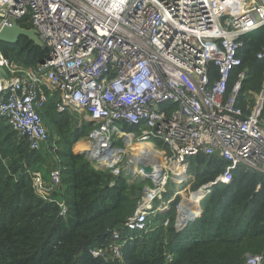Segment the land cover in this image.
<instances>
[{
    "label": "built area",
    "instance_id": "2783aa9c",
    "mask_svg": "<svg viewBox=\"0 0 264 264\" xmlns=\"http://www.w3.org/2000/svg\"><path fill=\"white\" fill-rule=\"evenodd\" d=\"M22 21L50 48L51 60L22 68L0 51V117L31 149L49 141L41 112L55 98L58 113L89 116L95 128L86 144L104 146L96 153L85 150L92 157L115 153L116 137L125 134L130 143L131 133L141 144H164L162 155L171 163L165 176L146 173V166L130 169L131 156L123 163L112 154L100 164L112 169L114 179L139 172L153 187L124 229L90 251L93 257L124 261L135 233L148 232L177 195H184L186 189H180L164 200L170 183L179 187L190 180V159L220 157L227 166L186 197L187 207L185 200L176 207L178 232L198 219L216 186L232 183L237 169L264 174V90L255 110L239 105L248 76L240 53L245 39L264 28V0H0V33ZM257 58L264 60V48ZM54 171L46 183L32 177L33 190L57 203L65 217L68 207L54 195L61 172ZM246 264H264V252L248 255Z\"/></svg>",
    "mask_w": 264,
    "mask_h": 264
},
{
    "label": "trees",
    "instance_id": "16d2710c",
    "mask_svg": "<svg viewBox=\"0 0 264 264\" xmlns=\"http://www.w3.org/2000/svg\"><path fill=\"white\" fill-rule=\"evenodd\" d=\"M0 48L6 58L24 66L35 67L47 56L43 47L25 36L15 44L0 42ZM263 48L264 30L250 35L240 53L241 69L249 70L247 82L258 86L264 78V60L257 55ZM243 97L239 105L246 108ZM57 101L50 100L42 116H50L49 123L58 127L65 146L59 152L63 161L56 165L63 166L67 187L66 218L60 216L57 203L36 197L29 174L44 166L47 175L54 170L50 153L45 148L32 150L0 117V264H246L248 255L264 252V174L239 168L231 184L215 187L202 202L198 219L183 231L177 230L172 204L170 211L153 220L148 232L135 233V240L124 248L123 262L93 257L92 249L124 229L137 208L134 192L143 186L130 185L125 175L114 179L110 170L94 169L85 155L75 152V142L94 124L85 122L83 131L74 130L72 117L57 113ZM192 161L197 190L214 182L227 166L220 157L199 156Z\"/></svg>",
    "mask_w": 264,
    "mask_h": 264
},
{
    "label": "rangeland",
    "instance_id": "374dc122",
    "mask_svg": "<svg viewBox=\"0 0 264 264\" xmlns=\"http://www.w3.org/2000/svg\"><path fill=\"white\" fill-rule=\"evenodd\" d=\"M18 25L22 29H32V26L27 21L18 22ZM262 30H264V28L261 29V30H259V31H262ZM245 45H246V39H245ZM0 51L2 52L1 48H0ZM17 65L22 66V68H24V67H26V68H35V67H37V66H39L41 64H39V65H37L35 67H33V66H24V65H20L18 63H17ZM243 70H246L247 71V73H248L247 74L248 75L247 78H248L249 77V70L248 69H243ZM7 79L9 80L10 78H7ZM243 87H244L243 94H242V96H244L243 97V102H244L243 105L246 108H248L250 111H253V110L256 109V106H257V98H258V104H261V102H262L261 94L263 93V90H264V78L261 79V86H258L257 84H253V83H251L249 81L247 82V79H246L245 86H243ZM42 112H43V110H42ZM42 112H41V115H42ZM66 113H68L72 117V119H73V121H72V128L74 130H76V128H79V131L80 130L83 131L84 128L81 127V126L84 125L85 122H88V123L90 122V121H88V120H90V118H89V116L87 114H79V113L73 112V111H67V112H65L63 114H66ZM47 115L44 116V119H43V116H42V119H43L44 125H45V127H46V129H47V131L49 133V141H48V143L46 145L42 146L39 150L45 148V151H48L50 153V156L48 157V159L50 160L51 157H52V159L54 160V163H55V171L54 170L53 171L56 172V170H60V172H61V174H60L61 186H60V189L56 193H54V195H55V198H56L57 201H59V202H65V204L67 205V202L64 199V196L67 193V187L65 186L64 181H63L64 180L63 171H62L63 170V166L62 165L61 166H57L56 165L59 162H62L63 161V159L61 158L59 152H62L63 149H65V146H64V144H62V138H61V136H60V134L58 132V127L56 125H52V124L49 123L50 116L47 117ZM263 118H264V109H263ZM85 120H87V121H85ZM94 128H92L91 131H93ZM89 135H90V133L86 134L79 142H77V144L75 142V144H74V151L77 152L78 154L85 155L87 157V161L96 170H99V171H107V170H110L112 172V169H110V168L107 169V167L102 168L100 166V164H103L105 166V164L111 158L112 154H113V156L115 155V158L116 159H118V156H119V158L121 156V158H122V161L121 162H123V163L125 162V159H126L127 156L136 157L137 155H139L142 158V160L147 161L146 167L143 170H145L148 167L149 168H152V165H151V163L149 161H154V160L157 159L158 162L160 161L161 165H163V168L160 170L161 171V173H160L161 176H165V174H166L165 173L166 172V169H165L166 166L169 169H171V163H170V161L169 160L167 161L166 160V157H163V155H162V154H164V151H165L164 150L165 149L164 146H162V147L159 146L158 147L156 145V147L154 149V151H156V152L155 153H149L150 151L147 150V148H138L139 145L143 146V145H146V144H141L138 141V138L135 139V136H133L131 133H127V137L129 136V137H131V139H133L130 143H128L127 138H125V134H124V137H121V136L116 137V139L114 141L115 147H116L115 153H112L109 156H106L105 158H103L105 155L103 156L101 154L100 155H96L95 154L92 157V155L90 153L89 154L88 153L85 154V150L84 149H81V145H84V144L86 145V143L89 141ZM19 137L20 138H23L21 136H19ZM124 138H125V140H124ZM155 144H156V142H155ZM30 148H31V146H30ZM196 159H197V157L196 158H193V159H190V162L189 163L191 164V166L194 163L192 160H196ZM50 169H54V168H50ZM152 170H153V168H152ZM46 171H49V169L47 168V166H44L39 171H35L33 169L30 170L29 171V174L33 178H35V175H36V177H37V175H39L41 177V179L43 180V182L46 183V180H48V178H47V172ZM168 171H170V170H168ZM132 172H133L132 170L126 171V172H124V174L122 176L126 175L129 178L130 185H136V186H138V184H139V185L143 186L142 191L141 190H136V193L134 192V197H132V200L133 199H136V201H137V208H138V205H139V202H140V198L144 195V193L146 192V190L148 188L153 187V184H152V181H150V180H144L143 178H141L139 172H137V174L135 176L133 175ZM153 172H154V170L152 171V173H148V174H153ZM190 176H192V177H190ZM186 177H188V179H190V180H188L183 185H180L179 187L177 185L173 184V183H170V185L167 188V193L165 194L166 196H169V199H166L165 198V195H164L165 202H168V200H170L171 198L173 199L175 197L176 193L180 189H182L181 192H183V190L186 189V191L184 192V195L183 196L182 195L181 196L180 195H177L178 197L175 198V200L173 201V205L175 204V215H177V213H176V207L183 200H185V205L187 207L188 200L186 199V197L190 199L191 196L193 194H195L201 188L200 187L197 190V188H196V186H197V180L194 178V174L193 173L190 172V175H186ZM37 179H38V177H37ZM42 189H43V187H42ZM36 197L39 198L37 195H36ZM39 199L40 200H43L41 198H39ZM159 205L160 204H159L158 201H155L154 202V207L155 208L158 207ZM57 206L59 207L58 204H57ZM67 207H68V205H67ZM137 208H136V210H137ZM68 210H69V207H68ZM60 212H61V210H60ZM66 216L63 217V218H66ZM134 240H135V237L133 238V241ZM108 242H109V240L107 241V243Z\"/></svg>",
    "mask_w": 264,
    "mask_h": 264
},
{
    "label": "water",
    "instance_id": "95a60500",
    "mask_svg": "<svg viewBox=\"0 0 264 264\" xmlns=\"http://www.w3.org/2000/svg\"><path fill=\"white\" fill-rule=\"evenodd\" d=\"M23 36L28 37L29 39L34 41L36 44L41 46L39 39L37 38V36L34 34L33 31L24 30V29L20 28L19 26H12V27L5 28L3 30V32L0 33V42L15 44ZM43 48L47 53V58H45L41 62V64H45L47 60H51L50 48L49 47H43ZM86 153H88V152H86ZM152 171H153L152 168H149V167L145 169V172H147V173H152Z\"/></svg>",
    "mask_w": 264,
    "mask_h": 264
},
{
    "label": "bare ground",
    "instance_id": "6f19581e",
    "mask_svg": "<svg viewBox=\"0 0 264 264\" xmlns=\"http://www.w3.org/2000/svg\"><path fill=\"white\" fill-rule=\"evenodd\" d=\"M103 147H104L103 145H101V147L96 146L95 148H93L91 145H88V144L81 145V149L89 150V151L92 150V151H94V153H96L99 150V148L102 149ZM138 148H147V150L150 151L149 153H155L156 152V151H154L155 147L153 145H150V144H146L143 146L139 145ZM103 153L105 154V157H106L108 151H105ZM130 159L133 160V163H131V165L129 167L130 169L133 166H137L139 168V171H141L140 169L143 168L144 166H146L147 161L142 160V158L139 155H137L136 157H131ZM149 162L151 163L154 172H156L157 175L158 174L160 175L159 172L163 168V165H161L160 161L158 162V160L156 159L154 161H149ZM179 174L180 175H178V176H181L183 173H179Z\"/></svg>",
    "mask_w": 264,
    "mask_h": 264
},
{
    "label": "crops",
    "instance_id": "0c3cea01",
    "mask_svg": "<svg viewBox=\"0 0 264 264\" xmlns=\"http://www.w3.org/2000/svg\"><path fill=\"white\" fill-rule=\"evenodd\" d=\"M48 176V175H47Z\"/></svg>",
    "mask_w": 264,
    "mask_h": 264
}]
</instances>
